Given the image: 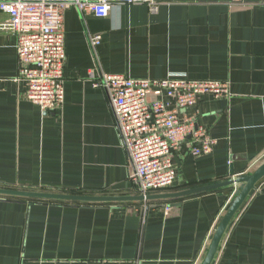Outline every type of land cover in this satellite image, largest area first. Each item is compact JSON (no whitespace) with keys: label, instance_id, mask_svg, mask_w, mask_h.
Listing matches in <instances>:
<instances>
[{"label":"crops","instance_id":"obj_1","mask_svg":"<svg viewBox=\"0 0 264 264\" xmlns=\"http://www.w3.org/2000/svg\"><path fill=\"white\" fill-rule=\"evenodd\" d=\"M120 3L106 17L65 13V101L25 94L17 36L0 29V187L137 196L102 73L228 81L187 111L217 143L175 152V193L250 174L264 161V0ZM8 15L0 11V22ZM99 34L94 46L90 35ZM164 97V95H161ZM189 141V140H188ZM234 173V174H233ZM183 197L69 203L0 195V264H201L238 188ZM213 264H264V178L231 222Z\"/></svg>","mask_w":264,"mask_h":264},{"label":"built area","instance_id":"obj_2","mask_svg":"<svg viewBox=\"0 0 264 264\" xmlns=\"http://www.w3.org/2000/svg\"><path fill=\"white\" fill-rule=\"evenodd\" d=\"M120 3H147L157 9L156 0H0V11L8 15L0 29L17 36L20 78L26 83L30 101L44 111H56L65 101L66 10L75 6L83 16L106 17ZM90 40L97 46L101 37L93 34ZM94 85L103 88L108 97L131 161V179L145 195L174 183V154L183 143L188 142L194 155L213 151L217 141L187 111L201 95H230L228 81L185 75L152 79L102 73Z\"/></svg>","mask_w":264,"mask_h":264},{"label":"water","instance_id":"obj_3","mask_svg":"<svg viewBox=\"0 0 264 264\" xmlns=\"http://www.w3.org/2000/svg\"><path fill=\"white\" fill-rule=\"evenodd\" d=\"M234 174V173H233ZM264 178V161H262L256 169L250 174H240L232 179L206 184L203 186L185 189L175 193H147L140 194L137 196H90V195H79V194H68V193H55L38 190H26V189H12L0 187V195L10 196L16 198H35V199H52V200H68V201H79V202H108V201H124V200H153L157 198L168 199L188 196L191 194L204 192L228 185L235 186L238 184V188L235 191V195L228 205V208L220 220L212 240L210 242L208 251L203 258L201 264H213L218 252L220 250L222 241L229 229L231 222L234 217L240 211L242 205L247 200L251 192L257 188L258 183Z\"/></svg>","mask_w":264,"mask_h":264},{"label":"trees","instance_id":"obj_4","mask_svg":"<svg viewBox=\"0 0 264 264\" xmlns=\"http://www.w3.org/2000/svg\"><path fill=\"white\" fill-rule=\"evenodd\" d=\"M37 200H41V199H37ZM69 203L73 202V203H79V204H97V203H93V202H79V201H67Z\"/></svg>","mask_w":264,"mask_h":264}]
</instances>
